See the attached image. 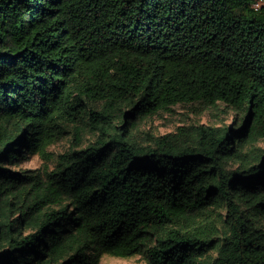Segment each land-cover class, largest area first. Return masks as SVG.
<instances>
[{
  "label": "trees",
  "instance_id": "trees-1",
  "mask_svg": "<svg viewBox=\"0 0 264 264\" xmlns=\"http://www.w3.org/2000/svg\"><path fill=\"white\" fill-rule=\"evenodd\" d=\"M254 3L0 0V264H264ZM184 103L238 119L138 133ZM67 135L52 168L12 169Z\"/></svg>",
  "mask_w": 264,
  "mask_h": 264
},
{
  "label": "rangeland",
  "instance_id": "rangeland-1",
  "mask_svg": "<svg viewBox=\"0 0 264 264\" xmlns=\"http://www.w3.org/2000/svg\"><path fill=\"white\" fill-rule=\"evenodd\" d=\"M238 119V114L232 109L219 104L217 106H203L198 103L177 104L170 110L159 111L154 115L144 117L137 121L136 127L139 134L152 132L156 135L164 134L175 130L179 125L204 124L210 126L226 127L234 125ZM70 135L59 139L51 144L47 151L50 153V159H44L39 154L30 156L19 166H13L12 169H37L43 164L49 168L53 167L55 158L70 146ZM85 143L94 140L96 133L86 131ZM259 146L264 148V139L258 141ZM99 264H147L141 255H133L127 258L115 257L108 254L102 255Z\"/></svg>",
  "mask_w": 264,
  "mask_h": 264
},
{
  "label": "built area",
  "instance_id": "built-area-1",
  "mask_svg": "<svg viewBox=\"0 0 264 264\" xmlns=\"http://www.w3.org/2000/svg\"><path fill=\"white\" fill-rule=\"evenodd\" d=\"M264 3V0H255V6H258L259 4Z\"/></svg>",
  "mask_w": 264,
  "mask_h": 264
}]
</instances>
